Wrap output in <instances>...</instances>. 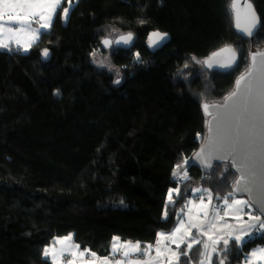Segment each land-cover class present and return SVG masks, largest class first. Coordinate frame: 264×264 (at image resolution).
<instances>
[{"label": "trees", "instance_id": "1", "mask_svg": "<svg viewBox=\"0 0 264 264\" xmlns=\"http://www.w3.org/2000/svg\"><path fill=\"white\" fill-rule=\"evenodd\" d=\"M249 1L260 21L253 38L235 32L232 0H73L66 25L62 0L27 54L0 50V264H52L44 249L70 234L102 259L114 237L153 244L188 201L246 199L232 193L231 164L214 162L206 175L190 163L207 136L204 105L222 104L250 54L264 51V0ZM152 31L169 36L153 54L145 47ZM127 33L130 49L101 48ZM225 47L235 66L205 68ZM252 237L243 247L229 239L226 258L219 243L211 264H242L264 247V229ZM205 253L203 243L181 246L178 262Z\"/></svg>", "mask_w": 264, "mask_h": 264}, {"label": "water", "instance_id": "2", "mask_svg": "<svg viewBox=\"0 0 264 264\" xmlns=\"http://www.w3.org/2000/svg\"><path fill=\"white\" fill-rule=\"evenodd\" d=\"M232 4L233 0L231 2V8L233 11L235 32L245 38H253L259 29L260 21L253 30L252 36H248L246 32L243 31V29L250 25L251 11L254 10L253 5L249 0H236L235 8L232 7ZM246 4H251V10L245 7ZM255 15L259 20L256 12ZM153 33L165 35V38L152 44L150 37L152 40H157V37L152 36ZM128 34L131 33L119 35L113 40L105 38L111 41L108 46L104 45L103 41L105 39H103L101 41L102 49L109 50L112 47L124 50L130 49L133 45L132 34V41L129 44H124L122 42L116 43L121 36H127ZM168 42L169 36L167 34L159 31H152L146 37L145 47L148 52L153 54L161 50ZM226 48L229 47L219 49L206 58L204 62H210L211 67L205 63L204 67L209 70L220 72L231 70L237 62V54L231 48H229L232 50L231 53L222 51ZM217 53H219V55H215ZM233 53L235 54V62L232 64V67H221V64L231 62ZM255 53H264V51ZM255 53H251L249 59L248 71L251 69L252 75L247 76L248 72L242 75L247 76V79L240 84L239 88H237V81L240 78L236 81L232 92H235L236 95L232 96L231 93L224 99L222 104H207V109H205L204 105L203 113L208 118L207 136L204 143L191 157L190 164L197 167L206 175L211 173L214 162H227L231 164L238 175L237 179H239L242 174L245 176V179L239 185L235 182L232 193L237 197L245 196L254 210L264 219V199H262V193L260 191L261 180L264 179V103L261 102V73L259 71L264 57L258 55L256 57V66L253 67L252 55ZM41 58L43 61L47 62L49 60V53L47 56H44L42 53ZM249 87L252 88V95L255 97L254 102L249 98ZM229 97L231 98L229 99ZM249 151L255 152L256 166L252 169V171L255 172L254 177L251 171L246 168H240L238 171V167L245 163V157ZM233 162H235L236 166H234ZM206 163L211 164V167H206ZM234 188H239L241 190L233 192ZM246 189H250V191Z\"/></svg>", "mask_w": 264, "mask_h": 264}, {"label": "crops", "instance_id": "3", "mask_svg": "<svg viewBox=\"0 0 264 264\" xmlns=\"http://www.w3.org/2000/svg\"><path fill=\"white\" fill-rule=\"evenodd\" d=\"M66 7L67 4L61 8V10L60 6L56 9V14L60 10L61 22L63 9ZM15 11L19 10L6 8L3 5H0V12L5 14H14ZM24 13L29 14L33 20L30 26L31 31L27 29L18 33L3 31L0 33V43L7 44V47H0V49L13 47L17 51H20L24 49V47L28 46L33 39H35V42L31 43V46L34 45L38 42L43 33L50 30L51 26L48 28L41 27V25H43L46 21L40 19L41 15L46 18L51 14V5L49 3H38L35 7L25 8ZM33 13L35 15H32ZM55 17L56 15L54 18ZM0 23H3V21H0ZM8 26L20 27L18 24ZM234 200H241L246 203L243 205H237L233 203ZM228 204H232V207L229 208ZM228 204H225V201L221 202L219 205L224 207V211H221L220 209L217 210L215 206L210 204L208 197L202 198L198 201H188L185 203L184 212L178 213V220L175 227L170 232H159L164 233L165 237L162 238L157 234L154 243L140 246V251L136 252L129 249L130 255L128 257H124L123 251L125 249L122 247L118 246V250L113 252L114 241H112L110 252L111 259H107L108 264H116L117 261H121L122 264H128V261H132L134 264H137V262L138 264H169L170 261L171 264H179V259H177V256L179 257L177 244H179L180 247L185 246L188 248V243L192 241H199V243H203L207 240L209 241L210 247L212 249H216L219 243H223V240H229L230 237L242 235L243 232L252 233L256 227H259L257 226L259 221L250 219V215H258L253 212V207L246 199L233 198L228 200ZM176 229H179V231L176 232ZM173 232H176L175 236L169 238L170 234ZM247 237L248 236H245L244 238ZM63 238L57 240H63ZM57 240L46 247L49 248L50 251L55 252L57 264H69L61 260L62 255L65 254L73 257L77 256L74 264H102L103 258L101 260H95L85 257V255L81 257L78 253H76V244L72 243V240L65 241L63 243H56ZM214 241H219V243H214ZM119 242L120 245L126 244L125 242ZM199 243H193L192 247ZM130 244L135 245V243ZM148 246H151V248L149 249ZM71 252L76 254L72 255L70 254ZM48 258L52 261L51 256H48ZM242 264H244V262Z\"/></svg>", "mask_w": 264, "mask_h": 264}, {"label": "snow or ice", "instance_id": "4", "mask_svg": "<svg viewBox=\"0 0 264 264\" xmlns=\"http://www.w3.org/2000/svg\"><path fill=\"white\" fill-rule=\"evenodd\" d=\"M62 0H0V5H3L6 8H12V9H18L19 11H15L14 14H5L3 12H0V21H3V23H0V33H2L3 31H7L9 33H18L21 32L25 29L31 31V23L33 22L31 16L27 13H24V9L25 8H32L35 7L38 3H49L51 5V14L49 16H47L46 18L41 15L40 19L45 20L46 22L41 25V27L43 28H48L51 26V23L53 21L54 16L56 15V9L60 6ZM73 0H69V8H64V15L65 18H67V14L69 12V9L71 7ZM232 7L235 8L236 7V0H233V4ZM246 8H248L249 10H251L252 6L251 4H246L245 5ZM24 13V14H21ZM32 15H35L34 13ZM259 23V20L257 19L254 10L251 11V21H250V25L249 27L243 29V31L246 32V34L248 36H252L253 35V30L256 28L257 24ZM20 25V27H11L8 25ZM38 35V33H37ZM152 36L157 37V40H152L150 37V41L152 44L157 43L158 40H163L165 38V35H162L160 33H153ZM132 41V35L128 34L127 36H121L120 39L118 41H116V43H124V44H129ZM35 39H33L28 46L24 47V51L27 52L29 47H31V43H34ZM19 43V42H17ZM105 46H108L111 41L108 39H105L103 41ZM0 47H7V44H3L0 43ZM222 51L225 52H232L231 49L226 48L223 49ZM44 56L48 55V51L45 49L43 52ZM94 55V54H93ZM215 55H219V53L215 54ZM261 56L264 57V53H255L252 55V61H253V67L256 66V57L257 56ZM137 59H139V54H137ZM235 62V54H232V59L231 62L229 63H225V64H221V67H225V68H231L232 64ZM205 64H207L209 67H211V63L208 61L204 62ZM260 73H261V81H260V87H261V102L264 103V61L261 62V67L259 69ZM252 75V70L250 69L247 73V76H251ZM247 76H241L240 79L237 81V88H239L240 84L247 79ZM116 83H120L119 80H116ZM248 93H249V98L254 102L255 101V97H253L252 95V88L249 87L248 89ZM236 93H232V96H235ZM231 97H229L230 99ZM207 105H205V109H207ZM234 166L235 165V162ZM206 167H211V164H207L205 165ZM256 166V158H255V152L254 151H249V153L246 155L245 157V163H243L242 165H240V167H238V171L240 170V168H246L249 171H251L252 176H255V172L252 171V169H254ZM179 167V166H178ZM245 179V176L242 174L241 177L239 179L236 180V184L239 185L243 180ZM241 189L239 188H234L233 192L236 191H240ZM248 191H250V189H246ZM196 191H200L199 189H196ZM206 191V190H205ZM260 191L262 193V199H264V179L261 180V184H260ZM232 193H229V196H231ZM209 197L211 198V193H209ZM202 199V198H201ZM169 200L171 202V194L169 196ZM234 204L237 205H243L246 202L245 201H241V200H234L233 201ZM225 204H228V198H225ZM228 207L231 208L232 204H228ZM239 210V209H238ZM227 214V213H226ZM165 216H167V213H165ZM250 219L259 221L261 219L260 216H251L250 215ZM260 229H264V223H261L259 225ZM179 229H176V232H178ZM176 232H173L170 234L169 238L174 237ZM158 236L164 238L165 234L164 233H158ZM245 236H248V240H245ZM264 238V237H261ZM72 236L71 234L68 237L63 238V240H57L56 243H63L65 241H71ZM230 239H234L236 242V246H240L243 247L245 245H247L249 243L250 240L253 239L251 233L248 232H243L242 235H236L234 237H230ZM113 252H116L118 250V246L124 248L125 250L123 251V256L124 257H128L130 255V250L132 251H140V245L137 243L135 245L130 244V243H126L123 245H120L119 242V238L118 237H114L113 238ZM193 243H199V241H192L190 243H188V250H191ZM214 243H219V241H214ZM223 244H224V248H223V252L225 253V258L227 256V253L229 251V240L225 239L223 240ZM149 249L151 248V246H148ZM180 245L177 244V248H179ZM207 247V246H205ZM76 248V253H78L81 257H83L85 255V252H87L88 250H84L81 251L79 249V245L75 246ZM213 251L215 252L216 249H213ZM76 253H70L72 255H75ZM44 256L48 257L51 256L52 257V264H57V257L54 251H50L49 248H45L44 249ZM90 256L95 257L96 254L95 253H88ZM175 254V253H174ZM183 255H187V251L182 253ZM225 258H221L219 261V264H225ZM100 259V258H97ZM177 259H179V257L177 256ZM69 264H74V261H70ZM102 264H108L107 258H103L102 260ZM116 264H122L121 261H117ZM128 264H134V262L132 261H128ZM138 264V262H137ZM169 264H171V261L169 262ZM200 264H203V261L200 262ZM244 264H264V247H259L254 249L253 251H251L248 256L245 257L244 260Z\"/></svg>", "mask_w": 264, "mask_h": 264}, {"label": "rangeland", "instance_id": "5", "mask_svg": "<svg viewBox=\"0 0 264 264\" xmlns=\"http://www.w3.org/2000/svg\"><path fill=\"white\" fill-rule=\"evenodd\" d=\"M66 8H69V3L67 4ZM71 8H72V5H71V7L69 9V12L67 14V18H65L64 11H63V13H62V25H66L67 24V20H68V16H69ZM116 36H118V35H116ZM116 36L111 37V39H114ZM29 50H30V47H29L27 52H25L24 49L20 50V52L22 54H27L29 52ZM98 64L101 65V66H104V67H110V63L108 61H105L104 63L98 62ZM215 207H216L217 210L220 209L221 211H224V207H222L220 205H215ZM203 246L206 249V253H205L204 258L201 261H203V264H209V263L211 264L212 258L214 256V254L216 253V251L215 252L213 251V249L209 245V241H207V240L205 242H203ZM205 246H207V247H205ZM71 253H74V252H71ZM200 262H198V263H200Z\"/></svg>", "mask_w": 264, "mask_h": 264}, {"label": "built area", "instance_id": "6", "mask_svg": "<svg viewBox=\"0 0 264 264\" xmlns=\"http://www.w3.org/2000/svg\"><path fill=\"white\" fill-rule=\"evenodd\" d=\"M185 210V206L184 205H182L180 208H179V211L180 212H183ZM260 232V230H256V231H254V234H258ZM89 252L87 251V252H85V257H88V258H92V259H95V260H99V259H97V258H95V257H92V256H90L89 254H88ZM76 258H77V256H70V255H68V254H65V255H62V257H61V260L63 261V262H66V263H69L70 261H74V262H76ZM107 259H111V257L110 256H107L106 257Z\"/></svg>", "mask_w": 264, "mask_h": 264}, {"label": "clouds", "instance_id": "7", "mask_svg": "<svg viewBox=\"0 0 264 264\" xmlns=\"http://www.w3.org/2000/svg\"><path fill=\"white\" fill-rule=\"evenodd\" d=\"M105 39V38H104ZM102 48V47H101ZM110 50V49H109ZM107 51V50H106ZM184 206H185V204H183ZM255 211V210H254ZM184 212V211H183ZM256 212V211H255ZM178 213H182V212H180L179 210H178ZM258 215H259V213L258 212H256ZM256 230H260V232L257 234V235H259L260 233H261V229H260V227H256L254 230H253V232L251 233V235H256V234H254V231H256ZM108 256H110L111 257V255H108ZM107 257V256H106ZM106 257H104V258H106ZM99 260H101V259H99Z\"/></svg>", "mask_w": 264, "mask_h": 264}]
</instances>
